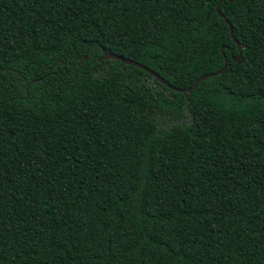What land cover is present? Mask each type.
I'll use <instances>...</instances> for the list:
<instances>
[{
	"label": "trees",
	"instance_id": "16d2710c",
	"mask_svg": "<svg viewBox=\"0 0 264 264\" xmlns=\"http://www.w3.org/2000/svg\"><path fill=\"white\" fill-rule=\"evenodd\" d=\"M0 264H264V0H0Z\"/></svg>",
	"mask_w": 264,
	"mask_h": 264
},
{
	"label": "water",
	"instance_id": "95a60500",
	"mask_svg": "<svg viewBox=\"0 0 264 264\" xmlns=\"http://www.w3.org/2000/svg\"><path fill=\"white\" fill-rule=\"evenodd\" d=\"M227 3H231L233 2L234 0H226ZM218 3H216L215 5V14L218 18H220L223 23L227 26L228 28V34H229V37L232 39L233 43L236 45V56H231L230 54V59H231V62L232 63H237L240 59V45L237 43L236 40L233 39L232 37V30L229 26V23L228 21L226 20V18L218 11ZM222 50H223V47H220L219 48V52L222 53ZM105 60H114V61H118L120 62L121 64L123 65H126V66H132L134 68H137L143 72H145L146 74H148L150 77H152L153 79H155L160 85L164 86L165 88L173 91V92H176V93H188L189 91H191L200 81H203L207 78H211V77H214V76H217V75H220L225 66H226V59H223V64H222V67L219 71L215 72V73H210V74H205V75H202L200 76L199 78H197L193 84L186 88V89H177V88H174L172 86H170L168 83H166L162 78H160L158 75H156L154 72H152L151 70H149L148 68L132 61V60H129V59H124L120 56H115V55H112V54H109V53H105L103 50L101 51V56L100 58L98 59V63H101L102 61H105Z\"/></svg>",
	"mask_w": 264,
	"mask_h": 264
}]
</instances>
